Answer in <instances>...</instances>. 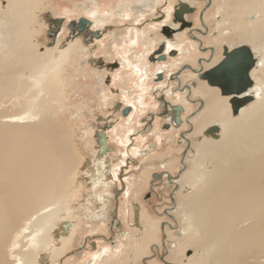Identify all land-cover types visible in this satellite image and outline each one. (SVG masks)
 <instances>
[{"label":"rangeland","instance_id":"obj_1","mask_svg":"<svg viewBox=\"0 0 264 264\" xmlns=\"http://www.w3.org/2000/svg\"><path fill=\"white\" fill-rule=\"evenodd\" d=\"M24 1L26 4L30 2L34 8L29 11L31 10L30 5H24L25 8H29L27 9L26 18H23L22 23H20L23 31L21 36H23L19 40L17 39L18 41L16 40V44H18L16 48H23L26 51L25 54L20 56L22 62L11 63L9 59L5 58L6 48L1 46L0 75L6 71L21 72L25 67H28L26 68L28 72L30 65L27 62H30V56L27 54L34 53L36 55V53H39L42 56L39 62L40 66L38 65V59L33 58L32 62L38 66L35 76H38V74L40 76L43 69L52 65L51 60L56 59L57 53L68 51L72 45L77 46V49L71 52V58L64 70L58 75L53 73L47 82L48 91L52 94L54 101L60 103L62 99L60 107L61 110L63 109L62 112H57V105H54L50 115L56 127L65 135L64 143L69 145L74 160L75 172L68 180V182L70 181L69 183H72V186L66 189V200L64 201L63 198L56 199V201L64 205V208H68L67 200L75 207V212L72 213L73 216L71 218L65 215L60 220L63 226L69 224L66 222L75 223L76 228L70 234L74 240L65 239V243L69 242L68 246L58 243L62 246L59 257L51 252V256L45 263L38 261V264H90L91 260L87 259L89 256L88 252H93L100 243H106L110 246L112 243L116 245L118 240L122 242V245L119 243L116 247L110 246L112 247V252L109 256L110 262L104 261V264H125L122 260L125 253L129 254L130 263H134L136 259H142L143 261L138 260L135 264H153L155 261L160 264H169L164 262L166 251L161 246L160 249L155 245H152L151 249H146V254L148 255L150 254L149 251L153 252L150 254L151 256H135L133 244L141 238L142 233L138 231L137 226L134 225V220L131 218L132 204L140 207V215H143L144 223H148L151 219L158 223L156 237L159 242L158 245L161 243L163 245L167 231L171 234L173 240L178 238V231H183L176 226V220H173V218H178V221L181 224L183 222L182 225H185V207L194 202L197 197V195L194 196L197 193V185H200L197 180L200 176L198 167H205L207 176H211L216 171L236 172L235 183L239 190L244 186L264 185V68L260 66L254 75L259 85L260 93L263 90V100L256 105L254 104L255 106L253 105L239 119L236 124V133L232 136V139H228L229 134L227 133L225 136L224 131L222 137L218 140L208 136L213 142L219 143L211 145L208 151L199 153L197 145L206 137L197 128L193 129V125H195L194 121L198 120L202 112L203 97L195 92H193V95L188 93L190 96L184 93V97L189 99L186 105H183L180 95L178 96L177 93H180L184 87L180 88L175 81V77L181 76L182 72L177 73L176 69L173 70L175 68L173 67L168 74L164 73L154 76L151 73L156 72L154 67L159 61L158 56L160 55L154 52L150 56L145 54L146 58L144 59L141 58V50L143 48L140 36H143L144 28L148 22L155 25L160 24L157 30L161 38L166 36L174 38L177 32L182 33L186 30L192 31L194 28L204 27L198 26L200 14L207 15V24H209L210 28L209 35H206L205 41L204 39L203 41L206 46L217 48L219 33L222 30L221 26H223V23H220V20L216 21L217 11H219L216 7L213 6L208 9V5L203 2L192 5L193 7L190 6L193 8V13L184 15L185 19L186 17L188 18L185 24L175 19L174 9L172 20H170L171 23H168L170 26H163L166 20L167 7H165L166 10L164 7L155 9L154 16L158 19L157 21H154V18H151L149 14L143 16L146 17L145 22L136 21L137 14L132 9V6L139 0ZM8 2L9 0H0V9L6 10ZM91 2H95L96 6L98 5L96 3H105L109 6L105 10L112 11L116 17L121 14L120 10L122 8L126 9L132 13V18L123 24L120 21H114L117 24L112 21L113 23L110 22L105 26L97 24L98 26L95 29L91 28L93 25L92 21L89 20L87 27L81 30L79 13H81L82 9L91 10L93 8ZM179 2L180 0H174L172 3L176 7L180 4ZM222 6L223 4H219V7ZM65 9H70L72 14H68L64 11ZM61 12H64V14L62 15ZM206 15L204 19H206ZM73 17L75 19H72ZM58 21H61L60 28L56 27L58 26L56 24ZM156 22L159 23L156 24ZM138 23H140L139 26ZM182 24L186 26L182 28L183 30L179 28ZM1 27L3 26L0 22V29H2ZM173 27H178L176 33H172V30L170 32ZM228 33L232 34L233 32L230 30ZM130 36H139L138 40L140 41V45L136 47L137 52L139 50V56L137 59L133 58V61L131 57H128L129 55H126L125 58L122 57L125 54V45ZM77 41L78 43H76ZM225 44L226 42H223L221 45L224 47ZM201 53L204 54L205 52L201 51ZM210 54L211 52L207 51L205 57H209ZM177 55L175 52V55L173 54L172 56L176 57ZM140 59H143L144 62ZM131 61L135 62V64H131ZM186 63L190 62L187 61ZM194 66L197 67V64ZM145 67L151 68V71L148 72V70L144 69ZM140 68L147 75L145 77L146 88L141 86L142 78L140 77V72H138ZM175 72L176 74H174ZM193 75L196 74L191 71L185 72L181 78L188 85L191 80H194ZM62 77L67 81V86L63 87L60 82L63 79ZM196 77L199 80L201 79L198 76ZM0 79L2 78L0 77ZM130 89L137 91L139 94L130 92ZM141 94L142 96L144 95L145 105L142 107H144L143 111L145 112L139 116L140 118L138 117V122L135 120L137 129L135 128L133 132L132 140L127 146L128 148L119 146L116 144V139L112 141L109 137L112 134L111 131L117 127L116 132L122 136L124 120L126 119L124 118V111L127 107L125 102H131V105L139 106L137 99ZM128 97H133L132 99L134 100H129L127 99ZM163 101L170 105L184 108V112L180 115L181 122L177 123L176 121V123L171 124L165 120L167 113L163 114ZM252 102L254 103V101ZM85 127L93 129V136L90 139H81V133ZM98 132L103 134L96 137ZM104 135L107 144L105 150L102 143ZM184 138L189 139L187 144L184 143ZM194 143L195 145H193ZM136 150H139L140 153H135ZM92 153H96L98 157H104L106 153H109L110 162L108 163L110 166L122 163L121 168L116 171L117 177L115 179L112 178L113 183H111L112 188L110 189L112 204L107 208L108 210L110 208L109 218L107 217L105 224L95 225L105 227L104 231H94L96 228H90V223L85 220L83 213L87 206L92 213L96 212L94 197L91 198L90 196L88 198L89 195L87 196V192L91 188L87 176L83 179L84 181H81L80 178V170L85 163L84 160L86 162L89 161L91 159L90 156H93ZM165 157L167 159H164ZM185 160L187 167L183 164ZM246 164H250L247 170H245ZM164 171L169 174L168 177L171 176L173 178H166L167 174ZM141 175H144L145 179L147 178L145 185L144 182L142 183ZM111 176L109 175V177ZM128 187L130 188V195L126 197L124 194ZM96 191L100 192L101 189ZM177 202L179 206L176 207ZM120 208L125 214H121L118 218L116 212L118 213ZM40 209L42 208L35 209V213ZM123 209L126 210L124 211ZM200 210L205 230L215 232L214 235L217 238L214 243L218 248L227 246L233 249L239 248L234 238L236 234L234 224L230 229L225 228L223 223L219 225V222L214 220L207 212L203 214L202 208ZM126 214H128L127 218L125 217ZM14 220L19 222L18 226L24 225V222L16 216H14ZM123 220H127V222H123ZM116 221L120 223L118 227L112 225ZM122 227L126 234L130 232L131 234H129L133 235L130 237V241L126 240L127 236H120ZM112 231H116V234ZM186 233L183 232L184 239L183 244H181L184 251L176 257L178 264H212L216 248L206 249L201 245L200 241L196 242L198 240L196 237ZM9 243L2 244L0 252L7 254L6 246ZM118 246L120 248L119 251H117ZM98 262L94 259L92 264H97ZM31 263H36V260L31 261ZM5 264H11L10 260L7 259Z\"/></svg>","mask_w":264,"mask_h":264},{"label":"bare ground","instance_id":"obj_2","mask_svg":"<svg viewBox=\"0 0 264 264\" xmlns=\"http://www.w3.org/2000/svg\"><path fill=\"white\" fill-rule=\"evenodd\" d=\"M215 1L213 0L212 3ZM259 1L222 0L221 5L223 4V6L219 7L218 5L219 11L217 12L218 16L216 21L220 20L223 26H221L222 30L219 33L218 47L215 48L214 58L211 62L206 61L207 56L205 57V54L201 53V51L205 53L210 50L213 51V48L204 49L207 46L203 39L206 38L205 32H210L209 26L194 28L195 30L192 29L197 32L194 35L188 30L182 33L177 32L174 38L163 41V37L161 38L158 35L159 32H157L160 24L155 25L149 22L144 28L143 36H140L143 48L141 50L143 52L141 54L142 57L140 56L141 58L144 59L146 58L145 54L154 53L159 50L162 53L164 52L163 55L166 56V60L157 61L155 64L154 69L156 72L151 73L154 76L163 73L168 74L173 67H175L173 70L176 69L177 73L181 72L187 66L190 67V69H187V72L192 71L193 73V70L202 72L212 70L223 60V45H221L223 42H226L225 45L230 49L235 47L240 48L242 45H249L248 47H251L252 55L255 58V65L250 73V79L245 82L246 84L243 86L244 89L242 91L226 94L225 87H229L228 85L224 84L223 90L219 88V82L216 81L215 85L209 84V86L207 80H199L196 77H199V75L194 73L196 75H193L194 80H191L188 89L185 88L181 92L178 91L180 93H177L178 96L180 95L183 105H186L189 99L184 97V93L187 95H189L188 93H192L193 95V92H195L203 97L202 112L199 118L196 117L198 120L194 121L195 125H193V129L197 128L206 137L197 145L199 153L208 151L211 145L219 143L213 142L208 136L218 140L222 137L224 131L225 136L228 133V139H232V136L236 133V124L239 122V119L254 104L256 105L259 101L263 100V90L260 93L259 85L254 77L260 66L264 68V0ZM150 2L158 5L160 0H150ZM194 2L193 0H189L188 3L195 5ZM170 3L166 6L167 15L163 26H170L168 23H171L170 19L174 4ZM24 5H30L31 10L29 11H32L34 8L30 2L26 4L24 0H9L6 10L0 9V22L3 26L0 29V47L6 48L5 58L9 59L11 63L22 62L20 56L25 54L26 51L23 48H16L18 45L16 44V40H19L23 36H21L23 31L21 30L22 24L20 23H22L23 18H26L27 9L29 8H25ZM154 8L149 11L152 17L154 16ZM64 11L72 14L70 9H65ZM120 12L121 14L117 15L118 18L112 11L104 12L101 15L94 13L91 16L96 18L98 25L113 23L114 21H120L123 24L132 18V13L126 9L124 10L122 8ZM61 13L62 15L64 14V12ZM79 14L80 16L86 15L85 13ZM247 15L252 18H248ZM143 16V14L140 15L136 21L146 20V17ZM74 17L72 19H75ZM186 19L184 20V24L187 21ZM204 22L207 24L208 19H204ZM56 24L58 25L56 26L57 28L61 27L59 26L61 25V21H58ZM177 28L173 27L175 33L178 30ZM179 28H182V26H179ZM145 30H148V33ZM173 30L172 33H174ZM230 30H232V34L228 33ZM138 37L130 36L125 45L126 50L124 55H129L128 57H131L132 61L133 58L137 59L138 57L139 50L137 52L136 48L134 53L131 50L132 45H135V47L140 45ZM163 43H166V49ZM76 49L77 46L72 45L68 51H60L57 54L55 52L56 59L51 60L52 65L43 69L40 76L39 74L35 76L38 66L32 62L33 58L38 59V65L40 66L39 62L42 56L39 53H36V55L34 53L27 54L30 56V62H27L30 65L28 72L26 70L28 67H25L21 72L6 71L0 75L2 78L0 79V246L10 242L6 246L7 254L0 252V264H5L7 259L10 260L11 264H38V261L45 263L51 256V252L58 257L61 254L62 246L58 243H63L68 246L69 242L65 243V239L68 238L70 241L74 240L70 234L76 228L75 223L66 222L69 224L63 226L60 220L65 215L71 218L73 216L72 213L75 212V207L67 202L68 200L66 201L68 208H64V205L60 204L61 202L56 201L59 198H63L64 201L66 200V189L72 186V183H69L70 181L68 182V180H70L75 172L74 160L69 145L64 143L65 135L59 131L50 115L54 105H57V112H62L63 109L61 110L60 108L62 99L60 103L54 101L52 94L48 91L47 82L53 73L58 75L64 70L71 58V52ZM175 52L176 55L178 53L176 57L172 56L173 53L175 55ZM143 59L140 60L144 62ZM132 61L130 63L135 64ZM187 61L190 63H186ZM192 63H196L198 67L191 65ZM200 64L201 66H199ZM147 67L144 69L148 70V72L151 71V68ZM139 72L142 78V80L140 79L141 86L145 87V77L147 75H145L142 68L139 69ZM181 77H175V81L177 83L180 81L182 87H184L186 85L185 80ZM60 82L63 84V87L68 85L64 78ZM143 96L140 95L139 98L137 97L138 99L136 98L140 107L135 106V104L131 105V102H125L127 105L126 109H129L130 115L124 116L126 119L124 120L122 136L116 132L117 127L111 131L112 134L109 137L112 141L116 139V144L119 146L127 147L132 140L136 122H138L137 119L145 112L143 111L144 107H142L145 105ZM248 97L252 98V100L239 108L237 114H234L231 102L234 100L235 102L238 100L243 101ZM132 98L128 97L127 99L131 100ZM163 102V114L167 113L165 120L171 124L176 123V116L178 114L175 111V107L177 106L170 105L166 101ZM214 126H219L218 131L212 135L206 134V131H209ZM100 134L98 132L97 136H100ZM92 136L93 129L91 127H85L81 133V139H90ZM184 139V143L187 144V140L189 141V139ZM102 140H106L105 135ZM135 153H140V151L136 150ZM92 155L89 161L86 162L84 160L85 163L80 170V178L82 181L87 176L91 187L87 192V196L89 195L88 198L90 196L91 198L94 197L96 212L92 213L87 206L83 213L85 220L90 223V228H96L94 231H104L105 227L95 225L101 223L103 225L109 218L110 208L109 210L107 208L112 204L110 193V189L112 188L111 183L117 177L116 171L118 168H121L122 163L110 166L108 163L110 162L109 153H106L104 157H98L96 153H92ZM183 164L187 167L186 160ZM249 165L246 164L245 170L248 169ZM164 173L168 177L169 174L165 171ZM198 173L200 176L197 180L200 185H197V193L194 195H197V197L194 202L185 207V225H182L183 222L181 221V224L177 217V219L175 217L173 218V220H176V226L183 230L178 231V240H173V237L167 231L166 239L164 238L165 240L163 242L164 244L162 245L161 243L158 245L159 242L156 237L158 223L152 219L148 223H144L143 215H140V207L132 204L131 218L134 220V225L137 226L138 231L142 233L139 240H133L135 241L133 244L135 256H145L146 249L152 245H155L159 249L161 246L166 251V258H163L164 262L178 264L176 257L184 251L181 247L184 239L183 232H187L193 237H196L198 239L196 242L200 241L201 245L206 249L216 248V254L212 264H264V256H260L264 255V185L244 186L239 190L235 183L236 172L216 171L211 176H207L205 167H198ZM109 175L113 177H109ZM144 175H141V179L145 185L147 178L145 179L146 175ZM168 178L173 177L169 176ZM98 189H101V191H96ZM129 190L130 188L128 187L124 194L126 197L130 195ZM177 206H179L178 202L176 203ZM37 208L42 209L35 213V209ZM200 208H202L203 214L207 212L214 220L219 222V225L223 223L225 228L230 229L234 224V228L236 229L234 238L239 248L233 249L228 246L218 248L215 245L214 240L217 238L214 235L215 232L205 230L201 220L202 212ZM116 214L119 216L125 213L120 208ZM14 216L19 220L21 219L24 225L18 226L19 222L14 220ZM112 225L118 227L120 223L116 221ZM113 233L116 234V231H113ZM124 233L122 230L120 236H127V241L133 236L130 235V232V234L125 233V235ZM119 239L121 238L119 237ZM119 243L122 245V242L119 240L115 246V243H112V245L116 247ZM130 244L132 245V243ZM111 248L106 243H100L93 252H88L89 256L87 259L91 260L90 264L93 263L94 259L99 261L97 264H104V261L110 262L109 256L112 252ZM119 249L118 246L117 251ZM33 260H36V263H31ZM122 260L123 263H130L129 254L125 253ZM153 264L160 263L155 261Z\"/></svg>","mask_w":264,"mask_h":264},{"label":"water","instance_id":"obj_3","mask_svg":"<svg viewBox=\"0 0 264 264\" xmlns=\"http://www.w3.org/2000/svg\"><path fill=\"white\" fill-rule=\"evenodd\" d=\"M179 3L180 4L175 7L174 16H175L176 20L183 22V24H184V19H185L184 15L187 13H189V14L193 13V8H191L189 6V4H185L181 1ZM88 24H89V20L82 19L80 21L81 30H84ZM185 27L186 26H184V25L182 26V28H185ZM156 54L160 55V56H158L159 61L166 60V56L163 55L164 52L162 53L161 50L157 51ZM224 56H225V59L220 63V65L216 66L212 70H209L207 72L195 71V70H193V71H194V73L198 74L202 80H207L208 84H210V85H215V81L219 82L218 86L222 90L224 89L223 88L224 84L228 85L229 87H225V93L226 94H232L234 92L238 93L244 89L243 86H245V84H246L245 82L250 79V73H251V71L255 65V58L252 55L251 48H249L248 46H241L240 48L234 49L230 52L227 48H225ZM224 63H227L228 65H230L233 68V73H232V76L230 77V81L228 83H225L224 81H221V80L217 79V77H216V69L219 68ZM187 69H190V67L183 68L181 70V72H183L184 70H187ZM159 75H162V74H159ZM250 85H251V83H250ZM232 88H233V90H232ZM250 100H252V98L248 97V98L244 99L243 101H239V100L237 102H235V100L232 101L231 105H232L234 114H237L238 109L241 108L242 106H244ZM175 111L178 114L176 116V121H177V123H179V122H181V116L180 115L182 114V112H184V108L182 106H177V107H175ZM128 114H129V109H126L124 111V116H127ZM218 127L217 126L212 127L209 131H206V134H209V135L215 134L218 131ZM102 143L105 147L104 148V150H105L107 148L106 141L102 140Z\"/></svg>","mask_w":264,"mask_h":264},{"label":"flooded vegetation","instance_id":"obj_4","mask_svg":"<svg viewBox=\"0 0 264 264\" xmlns=\"http://www.w3.org/2000/svg\"><path fill=\"white\" fill-rule=\"evenodd\" d=\"M142 1V2H141ZM174 0H161L160 1V3L157 5L156 3H151L150 2V0H139L134 6H132V9L134 10V12H136V14H137V19H139V16L141 15V14H143L144 16H146L145 14H149L150 15V10H152V8H154V6H155V8H154V11L153 12H155V9H157V7H166L170 2L172 3ZM180 1H182L183 3H187V4H189V6H191V7H193L192 5H190V3H188L189 2V0H180ZM193 1H195L194 2V4H198V3H200V2H203V3H205V4H207L208 5V9H210V8H212L213 6L214 7H216V9H218L217 7H218V5L220 4L221 5V3H222V0H219L220 2L218 3V0H216L215 2H213L212 3V1L213 0H201V1H198V0H193ZM170 3V4H171ZM96 4H98L97 6L95 5V2H91V5H93V8H91V10H89V11H87V10H85V9H82L81 10V13H85L86 15H81L80 17H79V20H82V19H86V20H91L92 21V29H95V28H97V20H96V18H94V17H92L91 16V14H96V15H101V14H103L104 12L105 13H107V12H109V11H107V10H105L106 8H108L109 6L108 5H106L105 3H102V4H99V3H96ZM225 4H226V2H225ZM148 6V7H147ZM149 9V10H148ZM174 9H175V4H174V8H173V11H172V17H173V12H174ZM165 10H166V8H165ZM149 12V13H148ZM218 12V11H217ZM154 15V14H153ZM206 15V14H205ZM205 15H202V14H200L199 15V25L198 26H208L209 24H205V22H204V17H205ZM217 15H218V13H217ZM172 17H171V19L170 20H172ZM247 17L248 18H252L251 16H249V15H247ZM151 18H154V21H157L158 19L157 18H155V16H153L152 17V15H151ZM187 18V17H186ZM188 19V18H187ZM206 19H207V15H206ZM130 20V19H129ZM128 20V21H129ZM128 21H126V22H128ZM146 20H144L143 22H145ZM188 21V20H187ZM186 21V22H187ZM141 23V22H140ZM140 23H138V26L140 25ZM159 22H156V24H158ZM161 23V22H160ZM108 23H106V24H104V25H99V26H105V25H107ZM174 26H178V25H174ZM181 26H183V25H181ZM170 30H173V28H171ZM177 31V30H176ZM194 30H192L191 31V34H193L194 35V33H197V32H193ZM174 32V31H173ZM206 33V35H209L208 33L209 32H205ZM62 34V33H61ZM60 34V35H61ZM196 35H198V34H196ZM205 35V36H206ZM170 40V39H172V38H168V37H163V41L164 40ZM204 41H205V39H204ZM76 43H78V41L76 42ZM163 45H165V49L167 48V45H166V43H163ZM243 46V45H242ZM249 46V45H248ZM228 48L229 49V51L230 50H233V49H236L237 47H235V48H232V49H230L229 47H227L226 45H224V47H223V52H222V55H223V60L225 59V57H224V48ZM238 47H240V46H238ZM209 48H211V47H206V48H204V49H209ZM215 48L216 47H214L213 48V51L212 50H210V52H211V54H210V56L209 57H207L206 58V61H208V62H211L212 60H213V58H214V55L213 54H215ZM203 49V50H204ZM165 51V50H164ZM174 54V53H173ZM204 54H206V53H204ZM212 58V59H211ZM222 60V61H223ZM221 61V62H222ZM220 62V63H221ZM196 63H192L191 65H195ZM202 64V63H201ZM201 64L199 65V66H201ZM218 65H220V64H218ZM217 65V66H218ZM194 67H196V66H194ZM197 67H198V65H197ZM187 68H188V66H187ZM185 72H187V71H185ZM185 72H183L182 74H181V76L182 75H184V73ZM192 72V71H191ZM164 74V73H163ZM181 76H179V77H181ZM178 79V78H177ZM179 80V79H178ZM177 80V81H178ZM178 84H179V87L181 88L182 87V85H181V83H180V81L178 82ZM188 86H189V84L188 85H185L184 86V88L183 89H188ZM183 89H181V90H183ZM188 91H190V90H188ZM202 102H203V100H202ZM131 109H132V107H131ZM130 115V114H129ZM97 136V135H96ZM168 178V177H167Z\"/></svg>","mask_w":264,"mask_h":264},{"label":"snow or ice","instance_id":"obj_5","mask_svg":"<svg viewBox=\"0 0 264 264\" xmlns=\"http://www.w3.org/2000/svg\"><path fill=\"white\" fill-rule=\"evenodd\" d=\"M232 73H233V68L227 63L222 64L219 68L216 69L217 79L224 81L225 83H228L230 81V77L232 76Z\"/></svg>","mask_w":264,"mask_h":264},{"label":"crops","instance_id":"obj_6","mask_svg":"<svg viewBox=\"0 0 264 264\" xmlns=\"http://www.w3.org/2000/svg\"><path fill=\"white\" fill-rule=\"evenodd\" d=\"M148 23H149V22H148ZM148 23H147V24H148ZM145 32L148 33V30H145ZM157 32H159V31L157 30ZM145 35H147V34H145ZM135 49H136L135 45H132V46H131V50L133 51V53H134ZM142 53H143V52H142ZM150 54H153V53H147L148 56H150ZM138 56H139V55H138ZM122 57L125 58V55H123ZM138 72H139V71H138ZM144 90H145V89H144ZM130 92H134V93L139 94L137 91H135V90L133 91L132 89H130ZM141 95H142V94H141ZM132 96H133V95H132ZM164 159H167V158L165 157ZM127 215H128V214H126V216H125L126 218H127ZM117 216H118V215H117ZM119 216H120V215H119ZM119 216H118V218H119ZM124 221L127 222V220H123V222H124ZM123 222H122V223H123ZM122 230H123V227H122ZM112 232H113V231H112ZM110 246H112V244H110ZM114 246H115V244H114ZM149 253L151 254V253H153V252H150V251H149ZM150 254H149V255L146 254V255L151 256ZM146 255H145V256H146ZM138 260H142V259H136V260L134 261V263H130V264H135L136 261H138ZM114 264H116V263H114ZM125 264H127V263H125Z\"/></svg>","mask_w":264,"mask_h":264}]
</instances>
